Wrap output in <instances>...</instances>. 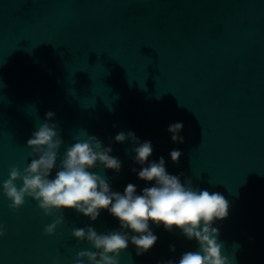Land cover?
I'll return each instance as SVG.
<instances>
[{
	"label": "water",
	"instance_id": "95a60500",
	"mask_svg": "<svg viewBox=\"0 0 264 264\" xmlns=\"http://www.w3.org/2000/svg\"><path fill=\"white\" fill-rule=\"evenodd\" d=\"M48 111L61 152L86 132L105 145L129 130L150 140L151 158L163 156L168 172L228 201L216 224L223 254L264 264V0H0V181L27 165L25 142ZM173 122L183 123V143L170 140ZM111 146L122 161L119 174L107 170L113 188H143L129 142ZM174 148L178 163L168 156ZM8 203L0 191V264H73L90 248L73 228L117 227L106 211L90 222L69 209L47 235L53 217L35 201ZM152 227L153 247L138 256L130 244L120 264L195 248L179 231Z\"/></svg>",
	"mask_w": 264,
	"mask_h": 264
},
{
	"label": "clouds",
	"instance_id": "9594fccd",
	"mask_svg": "<svg viewBox=\"0 0 264 264\" xmlns=\"http://www.w3.org/2000/svg\"><path fill=\"white\" fill-rule=\"evenodd\" d=\"M54 115L46 112L44 120L36 125L25 142L30 148L29 162L22 169L11 166L7 179L0 181V191L10 209L19 208L30 198L44 215L53 217L43 228L47 235L63 223L66 210L90 222H95L102 211L110 214L117 227L98 232L89 223L72 229L73 238L90 245L76 253L73 264H120V253L130 244L135 246L136 255H143L158 239L153 225L168 232L179 231L195 242V248L182 252L178 259L157 264H234V258L222 252L216 226L228 216L229 204L221 193L195 186L190 177L182 181L183 173L168 172L163 156L151 158L152 142L141 141L131 130L116 133L107 145L86 132L83 138L74 137L61 152L64 140L52 120ZM182 128V122L167 126L173 143H183ZM125 141L129 142V159L138 166L130 171L145 182L139 190L133 183H127L122 191L115 190L107 175V170L119 174L122 167L121 159L112 155V142ZM168 156L178 163L181 151L171 149ZM3 235L5 228L0 224ZM169 251L175 252V245H169Z\"/></svg>",
	"mask_w": 264,
	"mask_h": 264
}]
</instances>
